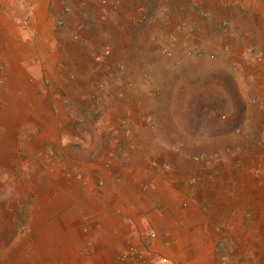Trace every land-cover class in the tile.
<instances>
[{"label": "crops", "instance_id": "crops-1", "mask_svg": "<svg viewBox=\"0 0 264 264\" xmlns=\"http://www.w3.org/2000/svg\"><path fill=\"white\" fill-rule=\"evenodd\" d=\"M166 1L0 0V231L22 221L0 264L262 256L264 0H187L153 37L148 8ZM72 2L87 4L78 22L61 15ZM188 69L226 98H192L190 115L189 98H152L153 72L169 87ZM104 81L129 97L88 98Z\"/></svg>", "mask_w": 264, "mask_h": 264}, {"label": "rangeland", "instance_id": "rangeland-1", "mask_svg": "<svg viewBox=\"0 0 264 264\" xmlns=\"http://www.w3.org/2000/svg\"><path fill=\"white\" fill-rule=\"evenodd\" d=\"M84 5L85 4H83L82 2H78L77 4H74L72 2V4H67L66 6L63 5L60 9L61 15L62 16L70 15L71 17L76 19L78 22L79 18L85 14L84 10H86L85 7L87 6V4L85 6ZM189 8H188L187 0H167L166 5L162 4V6H159V7L155 6V7L148 8L152 12V14L149 13L152 17V20L149 21L150 22L149 26L153 30V35H154L153 37L159 36L161 32L164 33L163 28L160 27V25H164L169 30V27H170L169 25L171 24L165 25L166 23L165 17L168 16V17L173 18L174 15L177 13H181L184 16L187 15L188 17L190 16V13H192V11L189 12ZM139 9H140V13L143 14V8H139ZM137 19L138 20L136 23L144 25L143 17L139 16ZM79 27H80V24L77 23L76 30H75L76 33L79 32ZM155 30L156 32H154ZM103 50H102V53H103ZM161 51L164 53V55H169L170 50L168 51L165 47H161ZM110 55L111 53H109L108 55H104V56L107 58V57H110ZM208 59H212V58L208 56ZM199 63H200L201 69L204 68L203 70L206 71V67L208 65L207 60L201 58ZM153 73H154V84H152V86L150 87L152 98H189V100L187 101L188 105H186V108H185V111L186 110L188 111L187 113L188 115H190L192 112L191 111L192 98H226L224 95L226 90L223 87L216 88L213 84H211V81L210 82L207 81L206 77L203 80V76H206L207 74L206 72L205 73H202V71L200 72L201 75H200V78L198 79L199 86H196V88L192 86V84H194L195 82L191 79L192 71L190 69H188L187 71L188 77H187V81L185 80V84L184 83L181 84V82H179L178 76L173 70L171 72L172 85H169V87H163V80H161V78L159 77L160 73L158 71H155ZM96 91L97 93L94 94ZM139 93H140V96L144 98L142 94L143 93L142 89H140ZM92 94L89 93V97L88 96L87 97L88 98H128L129 97L128 94L124 92H122V94H120V97H119L116 94V88L110 86V84H107L105 81L101 82L96 88H93ZM94 106H98V104L95 103ZM98 107L100 108V106ZM172 107H174V110H176L175 102H172ZM100 113H101V108H100ZM100 113L93 114V115H100ZM184 123L186 124L187 122L185 121ZM188 124L189 123H187L186 125L188 126ZM163 137L167 138L169 142H174L176 136L174 134H171V135H166V136L163 135ZM184 138H185L184 141L188 143L189 145H191V135H185ZM189 151L190 149L185 150L186 152L184 154L185 158L189 154ZM209 153L210 152H206V151H197L196 154L194 153L195 156H193L194 154L190 153L188 159H191V160L194 159L193 161H196V162L206 160L210 158ZM193 157H196V159ZM190 180H192V178H188L189 182ZM190 184L192 183L190 182ZM21 223L22 221L17 222L16 220H14L10 224L11 226L9 227V230L0 231V240L9 242L15 237H18V233L19 235H21L22 233V231L20 230ZM4 264H7V263H4ZM232 264H264V252L260 258H255V257L251 258V256L248 255L242 262H240L239 260H236V262H233Z\"/></svg>", "mask_w": 264, "mask_h": 264}, {"label": "built area", "instance_id": "built-area-1", "mask_svg": "<svg viewBox=\"0 0 264 264\" xmlns=\"http://www.w3.org/2000/svg\"><path fill=\"white\" fill-rule=\"evenodd\" d=\"M74 39L77 38V35L72 36ZM110 53V49L108 47H105L103 50L104 55H108ZM1 66V65H0ZM2 85V81L0 80V86ZM92 113L94 114H99L100 113V108L98 106H94L92 109ZM147 237L149 239H154L156 237V232L154 230H150L147 234ZM162 261H166V259L162 258Z\"/></svg>", "mask_w": 264, "mask_h": 264}]
</instances>
